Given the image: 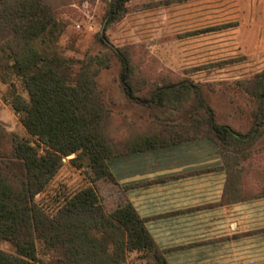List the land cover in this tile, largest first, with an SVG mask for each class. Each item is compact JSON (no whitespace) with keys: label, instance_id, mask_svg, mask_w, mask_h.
Here are the masks:
<instances>
[{"label":"rangeland","instance_id":"374dc122","mask_svg":"<svg viewBox=\"0 0 264 264\" xmlns=\"http://www.w3.org/2000/svg\"><path fill=\"white\" fill-rule=\"evenodd\" d=\"M11 1L0 0V127L34 141L13 106L17 97L28 100L29 92L13 55L18 35L11 26L3 29ZM43 1L59 23L57 39L46 33L32 47L60 54L77 73L89 63L114 153L108 164L117 173L123 158L139 152L155 151L167 163L175 154L198 162L201 154L206 164L220 160L238 200L264 198V0ZM223 126L249 142L223 141L215 131ZM138 148L150 149L134 152ZM213 153L220 156L213 159ZM90 186L107 213L126 205L114 176L98 178L84 152L64 157L35 200L54 208L65 195ZM37 246L40 264H46L42 244ZM0 249L16 253L6 240ZM127 258L125 264L147 263L142 253Z\"/></svg>","mask_w":264,"mask_h":264},{"label":"trees","instance_id":"16d2710c","mask_svg":"<svg viewBox=\"0 0 264 264\" xmlns=\"http://www.w3.org/2000/svg\"><path fill=\"white\" fill-rule=\"evenodd\" d=\"M3 20V29L11 26L18 35L20 49L13 55L29 92L28 100L17 97L13 106L34 141L0 127V243L9 241L16 251L0 249V264H40L38 243L46 264H125L133 252L142 253L146 264H169L133 205L107 213L93 186L65 195L54 208L36 202L64 157L84 152L98 178L112 179L108 162L114 153L104 136L103 106L89 63L77 73L60 54L32 47L46 33L57 39L59 23L49 6L43 0L11 1ZM215 131L223 141L250 140L229 127Z\"/></svg>","mask_w":264,"mask_h":264},{"label":"crops","instance_id":"0c3cea01","mask_svg":"<svg viewBox=\"0 0 264 264\" xmlns=\"http://www.w3.org/2000/svg\"><path fill=\"white\" fill-rule=\"evenodd\" d=\"M175 156L148 150L123 158L118 173L109 165L168 263L264 264V198L238 200L219 159Z\"/></svg>","mask_w":264,"mask_h":264}]
</instances>
